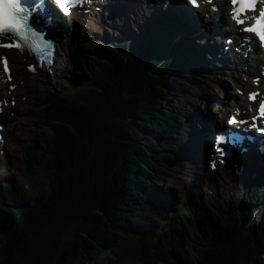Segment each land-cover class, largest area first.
Segmentation results:
<instances>
[{
  "label": "trees",
  "instance_id": "trees-1",
  "mask_svg": "<svg viewBox=\"0 0 264 264\" xmlns=\"http://www.w3.org/2000/svg\"><path fill=\"white\" fill-rule=\"evenodd\" d=\"M159 60L133 54L123 65L121 57L98 55L84 92L50 93L42 126L48 124L51 133L38 136L43 154L29 171L31 189L19 194L21 207L0 210V264H135L146 250H157L156 264L170 256L192 264L183 236L168 248L152 243L153 229L146 228L159 208L142 211L138 205L147 204L142 199L153 188L143 158L156 147L144 144L140 134L165 127L163 119L171 116L158 111L168 98L164 74L173 62ZM42 126L30 132L31 139ZM254 210L246 209L251 215L242 223L233 215L219 222L204 218L203 237L190 233L198 264H264V243L257 240L264 235L251 219ZM155 261L147 254L142 264Z\"/></svg>",
  "mask_w": 264,
  "mask_h": 264
},
{
  "label": "snow or ice",
  "instance_id": "snow-or-ice-1",
  "mask_svg": "<svg viewBox=\"0 0 264 264\" xmlns=\"http://www.w3.org/2000/svg\"><path fill=\"white\" fill-rule=\"evenodd\" d=\"M54 2L60 7L65 15H68L70 14V10L66 5L76 7L90 3L91 0H54ZM207 2L211 3L212 0H207ZM230 2L233 5V19L236 24L245 25L247 24L248 19H253L254 23L244 27L243 31L254 34L261 42V46H264V8H257V5L264 3V0H230ZM190 3L197 6V0H190ZM38 8L39 5L31 7L25 6L24 0H0V40L11 41L10 43H0V47L21 49L22 44L19 41H23V45L31 47L34 52L42 53L44 56L51 55L50 51H46L52 47L51 44L47 42L38 43L37 39H35L37 33L29 24L30 16L33 13H36ZM257 11L258 16L248 17L247 13H256ZM30 37L33 38L31 44H29ZM3 64L4 72L9 73L10 70L6 58L3 59ZM9 79H11L10 75ZM256 99V93L249 95V100L255 101ZM258 113L260 117H264V101L260 102ZM234 122H237L234 118L229 120L230 125ZM238 123L243 124L246 122L238 121ZM251 127L255 128L256 124L252 123ZM258 130L264 131V129ZM229 142L230 138L224 134L217 137L216 150L221 156L225 155V148L221 147V145H227ZM211 166L215 168V162H213Z\"/></svg>",
  "mask_w": 264,
  "mask_h": 264
},
{
  "label": "rangeland",
  "instance_id": "rangeland-1",
  "mask_svg": "<svg viewBox=\"0 0 264 264\" xmlns=\"http://www.w3.org/2000/svg\"><path fill=\"white\" fill-rule=\"evenodd\" d=\"M92 52H95L96 51V49H93V50H91ZM91 58V57H90ZM159 58H161V56H159ZM89 77V75L87 74V77L86 78H88ZM178 79H179V76H176ZM80 79V78H79ZM78 79V80H79ZM89 80H90V78H88ZM178 79H177V81H178ZM200 86V85H199ZM198 86V87H199ZM41 89H46L48 92H49V88L48 87H46V88H40V90ZM67 89L68 90H70V88L67 86ZM64 90H66V88H63V89H58V90H56V92H62V91H64ZM83 91H85V90H80V92H78V90L73 94V95H75V94H77V93H82ZM69 92H71V91H69ZM193 93V92H192ZM23 94V93H22ZM194 98H195V94H194ZM188 100H192L193 101V99H190V98H188ZM165 105L167 106V107H170L169 106V104H168V101H166L165 102ZM28 118H24L23 120H22V122H21V128L23 129V132H24V134H25V139L26 140H28V137H31V136H33V135H30V134H28V130L26 129V127L25 128H23L24 127V125L25 124H27L26 122H28V119L30 118V125H31V121L32 120H35V118L34 117H29V116H27ZM19 118V117H18ZM17 119H15V121H16ZM14 121V120H13ZM44 126L46 127L45 129H46V131L48 132V133H51V129L49 128V125L47 124V125H45L44 124ZM31 128V131L33 132L34 131V129L35 130H37L36 128H34V126H31L30 127ZM42 129H44V128H42ZM155 132V131H154ZM154 132L153 133H151V132H148V133H142L141 134V136L143 137V138H145L148 134H150L149 135V137L146 139V140H151V139H153V140H155L156 142H158V143H161L163 140L161 139V137H159L158 136V134L160 133L161 135H163L161 132H159V131H156L155 132V134H154ZM29 133H30V130H29ZM28 136V137H27ZM39 136V135H38ZM36 137H37V135H36ZM40 137V136H39ZM39 137H37V138H39ZM41 150V149H40ZM41 155V154H40ZM162 155V154H161ZM148 154L146 153L145 155H144V160H143V162H145V161H149L148 160ZM9 159L11 160V162H12V165L15 163V171H16V173L18 174V177H19V179H16V180H14V183L16 184V187H14V189H16V188H18V187H22V186H24L23 184V182H22V180H21V172H22V167H23V159L20 157V155H12V154H10V156H9ZM16 162H18L19 164H16ZM169 162H165V163H160V166L161 167H163V168H165V172H164V174H161V176H159V177H161L160 179H156L157 177H156V175H155V172H153L152 173V178H154L155 180H153L152 178H151V181L152 182H154V184H153V186H155V189H157V187H158V189H159V193H161V194H163V195H166L167 193H168V191L170 190V189H167L165 192L163 191V189H162V187L164 186V188H168V187H170V185L171 184H166L169 180H170V178L167 176V175H165V174H170V173H172V171H171V168H172V166H169V164H168ZM36 165H34V167H35ZM12 170H13V168H12ZM21 177V178H20ZM149 177H150V175H149ZM165 178L168 180V181H166V183L164 182L165 181ZM150 179V178H149ZM58 183H56V186H58V185H60L59 183H60V181H57ZM172 182V181H171ZM29 186H30V188H31V185H30V183H29ZM176 188H178V186H176V187H173L172 189L176 192V195H177V197H179V195H178V193H177V190H176ZM179 190V189H178ZM15 191H19V189H16ZM18 200H19V198H18ZM149 200V197H147V200L146 199H142V201L143 202H145V201H148ZM174 202H175V200H174ZM24 203V202H23ZM22 203V204H23ZM138 205L140 206V205H142V204H140V203H138ZM139 206H137V207H139ZM149 207H150V205H148ZM140 209L142 210L143 209V206L142 207H140ZM153 211H154V208L152 209ZM232 210H233V206L231 205L229 208H226L224 211H223V214H224V217H226V216H229L230 215V213H232ZM174 211H176V209L175 210H173V212L172 213H170L169 215H168V218L169 219H171V218H174V215H175V213H174ZM254 217H255V221H258V220H262V218L264 217V210H263V208H260L259 209V211H256L255 213H254ZM223 218V217H222ZM173 222V221H172ZM172 225H174V226H172ZM171 225V223L169 222L168 223V229L169 230H171L172 231V233H171V235L172 236H176L177 234H180L181 232H180V230H179V228H177V226L175 225V224H172ZM182 232H185V231H182ZM198 231H196V234H198L197 233ZM200 233V232H199ZM201 234V233H200ZM201 237H203V234H201ZM202 240H203V238H201ZM257 240H258V243H260L261 244V242L262 243H264V240H262L260 237H258L257 238ZM148 251V252H147ZM103 253L101 254V256H104V257H110L111 259H112V257H114V255L110 252V251H102ZM130 252H128L127 254H129ZM134 253V252H133ZM166 254H168L167 252H165ZM138 254V253H137ZM147 254L151 257V260H154V257H155V259H156V261H155V264L156 263H158L157 262V259H158V255H157V250H155L154 252H153V250H146L145 252H143L142 254H140V257H139V259L137 258L138 256L136 255L135 256V258L137 259V260H139L138 261V264H142V261L145 259L144 257H145V255L147 256ZM170 256V255H169ZM103 257V258H104ZM170 258L172 259V257L170 256ZM197 258H198V256H197V254L196 255H194L193 257H192V253H190V261L193 263V264H198V261H197ZM171 259H165V260H163V262H160L161 264H180L178 261H174L173 260V262H172V260ZM112 264H124V263H120V261H117V263H112Z\"/></svg>",
  "mask_w": 264,
  "mask_h": 264
},
{
  "label": "bare ground",
  "instance_id": "bare-ground-1",
  "mask_svg": "<svg viewBox=\"0 0 264 264\" xmlns=\"http://www.w3.org/2000/svg\"><path fill=\"white\" fill-rule=\"evenodd\" d=\"M177 2V5H178V11L179 10H181L182 8H181V3L179 2V1H176ZM225 5H226V3L225 2H220V4H219V7H225ZM223 10V9H222ZM224 12V11H223ZM222 20H223V22L225 23V25H228V18H227V16H223L222 17ZM91 24L92 25H94L95 24V22H91ZM97 27L99 28V25H97ZM55 29H57V27H55ZM231 30L232 31H234V26L232 25V27H231V29H230V27H229V25H228V29H227V31H230V35H229V37H227V38H232L233 36H232V32H231ZM53 31V30H52ZM54 32V31H53ZM55 32H57V31H55ZM244 41V40H243ZM248 47V46H247ZM252 47H253V50H255V44L253 45V42H252ZM161 48L163 49V45H161ZM60 50H61V48H60ZM257 53H259V52H257ZM13 58L15 59L14 60V64H12V70H13V75H14V77H15V79H16V81H15V89H14V92H12V95L13 96H16V95H18V94H20V92L21 93H23V94H25L26 93V90H25V86H26V83H29V84H32L31 83V80H30V78H29V81L28 82H22V85L18 82L19 80H23V70L24 69H22V65L19 63V64H17L16 62H18V60H20L21 61V63L23 64L24 63V60H26V58L25 57H23L22 55H20L19 53H14L13 54ZM207 58L209 59V60H211L210 59V57H208L207 56ZM235 59H236V62L237 63H239L240 64V59H242L240 56H238L237 54H236V56H235ZM59 64H60V67H59V70H58V72H57V75L55 76V77H60V76H62V75H64V67H65V69H66V61H65V52H64V50L62 49V51L60 52V60H58L57 61ZM74 62H76V61H74ZM77 63V62H76ZM252 63L257 67V66H259L260 65V57H259V55H258V57H256V58H254L253 59V61H252ZM63 66V67H62ZM74 72L75 73H77V69H75L74 70ZM218 74V73H217ZM38 76H40V77H38ZM86 76V75H85ZM260 76H261V78H264V73L263 72H261L260 73ZM71 77V75H68V77H66V76H63L62 78L63 79H65V80H67L68 78H70ZM87 77V76H86ZM32 78H33V80H32V82H34V83H38L36 86H39V87H37V88H40V87H45L47 84H51V83H53V82H50V80L47 78V76L46 75H41V74H38V73H34L33 75H32ZM77 79V78H76ZM78 80V79H77ZM86 81H87V78H86ZM69 84L70 85H73V86H78L79 85V83L76 81V82H74V81H70L69 82ZM77 91V90H76ZM76 91H72L73 93H75ZM177 92H179V90H177ZM181 92V91H180ZM71 95H73V94H71ZM179 96V95H178ZM169 99V97L166 99V100H168ZM195 99H193V101L192 100H184V99H182V98H180V97H178L177 98V105H178V107H180V105L183 107H185L186 109H188V110H190V109H194V107H195ZM43 108H45V107H43ZM226 113V111H223L222 112V114H225ZM15 119L16 118H13V117H10L9 118V124H8V121H7V125H6V128H5V131L7 132V135H9V136H11L15 131H14V129H15V126H16V121H15ZM14 120V121H13ZM30 127V126H29ZM29 127H28V129H29ZM199 127H201V126H199ZM202 128V127H201ZM45 129V128H44ZM43 129V130H44ZM30 130V132H31V129H29ZM29 130H28V134H30L31 135V133H29ZM41 130V129H40ZM202 135H203V131H202ZM206 135H203L202 136V138L201 139H199V134H196V133H192L191 134V138H193L194 140H200L199 142L197 141L196 143H195V145L199 148V147H201L202 149H204L207 145H206V143H207V137H205ZM32 137V136H31ZM31 137H30V139H31ZM182 142H184V137L182 136V139H181V143ZM192 143L193 142H188V148L186 147V146H184V149H185V154H183L182 156H184V157H186L185 159H193V157H188V155H191V154H193L192 152H193V145H192ZM188 155H187V154ZM194 154H195V149H194ZM178 161H181V155H180V157H179V160ZM177 161V162H178ZM19 164V163H18ZM23 168V167H22ZM205 171V173L207 174V171L206 170H204V169H202L201 170V173L203 174V180L205 181V182H208V183H211V180L209 179V178H212V174H211V172L210 171H208V173H209V175H210V177L209 178H206L205 177V175H204V172ZM214 186V185H213ZM23 191V190H22ZM21 191V192H22ZM165 197H166V195H165ZM263 201H264V197H263ZM173 203H174V201H173ZM173 203H170V205L171 204H173ZM264 204V202L261 204V205H263ZM247 208L249 209L250 207L249 206H247ZM172 226H174V225H172ZM175 227V226H174ZM147 234H149V232L147 233Z\"/></svg>",
  "mask_w": 264,
  "mask_h": 264
},
{
  "label": "water",
  "instance_id": "water-1",
  "mask_svg": "<svg viewBox=\"0 0 264 264\" xmlns=\"http://www.w3.org/2000/svg\"><path fill=\"white\" fill-rule=\"evenodd\" d=\"M2 62H3V60H2ZM8 63H10V61H8ZM1 67H2V70H3V68H4V65H1ZM8 67H9V73H6V74H8V75H13V70H12V68L8 65ZM4 71V70H3ZM5 73V72H4ZM46 99L45 98H43V106L45 107L46 106V104L47 103H50V101H45ZM47 112V111H46Z\"/></svg>",
  "mask_w": 264,
  "mask_h": 264
}]
</instances>
